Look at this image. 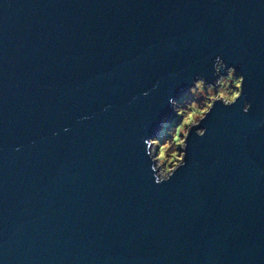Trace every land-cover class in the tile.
Masks as SVG:
<instances>
[{
  "label": "water",
  "instance_id": "95a60500",
  "mask_svg": "<svg viewBox=\"0 0 264 264\" xmlns=\"http://www.w3.org/2000/svg\"><path fill=\"white\" fill-rule=\"evenodd\" d=\"M217 56L243 99L157 185ZM0 264H264V0H0Z\"/></svg>",
  "mask_w": 264,
  "mask_h": 264
},
{
  "label": "clouds",
  "instance_id": "9594fccd",
  "mask_svg": "<svg viewBox=\"0 0 264 264\" xmlns=\"http://www.w3.org/2000/svg\"><path fill=\"white\" fill-rule=\"evenodd\" d=\"M212 68L214 79L211 83L204 76H199L179 99L169 100L175 120L166 124L159 135L145 140L157 185L170 182L186 166L191 133L195 129L198 138L206 135L207 129L200 126L215 106L220 104L231 108L243 99L244 76H238L236 69L229 67L219 56L215 58ZM250 109L251 104L245 101L243 113L247 114Z\"/></svg>",
  "mask_w": 264,
  "mask_h": 264
},
{
  "label": "rangeland",
  "instance_id": "374dc122",
  "mask_svg": "<svg viewBox=\"0 0 264 264\" xmlns=\"http://www.w3.org/2000/svg\"><path fill=\"white\" fill-rule=\"evenodd\" d=\"M238 75V74H237ZM239 76V75H238ZM187 90H185V91H183L181 94H180V96H179V98L181 97V95L184 93V92H186ZM178 98V99H179ZM175 120V116H174V119H172L171 121H169L167 124H171L173 121ZM164 128V127H163ZM162 128V129H163ZM162 129L158 132V134L157 135H159L160 133H161V131H162Z\"/></svg>",
  "mask_w": 264,
  "mask_h": 264
}]
</instances>
